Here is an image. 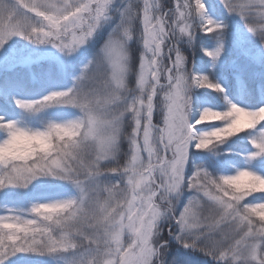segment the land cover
I'll return each mask as SVG.
<instances>
[{
  "label": "snow or ice",
  "instance_id": "obj_1",
  "mask_svg": "<svg viewBox=\"0 0 264 264\" xmlns=\"http://www.w3.org/2000/svg\"><path fill=\"white\" fill-rule=\"evenodd\" d=\"M222 3L264 45V0ZM117 14L72 87L16 100L29 112L67 105L78 116L43 129L0 117V190L39 177L76 189L0 214V264L17 253H67L66 264H206L185 249L219 264H264V175L187 170L193 148H217L258 125L247 158L264 156V105L242 107L225 95L223 111L204 107L192 119L195 89L224 92L186 55L198 31L215 34L216 47L204 49L213 61L225 50L226 25L205 0H0V46L18 36L71 55ZM238 54L247 58L243 48ZM206 121L221 123L198 130Z\"/></svg>",
  "mask_w": 264,
  "mask_h": 264
},
{
  "label": "rangeland",
  "instance_id": "obj_2",
  "mask_svg": "<svg viewBox=\"0 0 264 264\" xmlns=\"http://www.w3.org/2000/svg\"><path fill=\"white\" fill-rule=\"evenodd\" d=\"M163 2V0H162ZM218 5L217 9L224 12L228 22L226 24L224 42L229 50L221 53L216 63L226 64V74L235 81L236 88L243 93L247 82L256 83L261 71L264 69V45L258 43L244 26L243 21L233 14H230L223 6L222 0H214ZM119 4L120 0H114ZM207 5V4H206ZM208 13L213 18L210 6L207 5ZM118 21V14L113 16L103 29L98 31L96 37L85 46L71 55L60 52L51 45H35L32 42L18 36H14L0 46V98L9 107L0 104V117L5 121L14 120L22 127L43 129L50 121H65L79 115V110L67 105H55L45 108L39 112H29L20 108L16 100L40 99L51 91L64 90L72 87L74 77L79 75L83 65L92 58L99 50L101 44L107 38L108 32L112 30ZM131 43V42H130ZM239 48L247 53V58L239 55ZM239 65L240 67H235ZM134 85V82H133ZM130 86H132L130 84ZM195 95V93H194ZM261 105H264V96L261 98ZM242 107L256 108L239 98L232 101ZM260 105V106H261ZM204 107L223 111L226 107L218 108L197 93V100L193 105L192 117L199 118V113ZM219 121H206L196 125L198 130H208L220 126ZM261 125L256 129L241 132L230 137L222 145L211 150H197L193 148L190 156L188 171L196 165L207 167L214 174H233L237 169L247 167L248 169L264 175V156L248 159V154L255 151L251 144L250 137L257 135ZM6 133L0 129V139L5 138ZM239 140V144L232 142ZM76 194V189L67 181L56 177H39L27 188L9 187L0 190V214L8 208L27 209L34 202H46L55 199H64ZM264 196V194H257ZM187 193L181 199V204L186 199ZM251 199V198H250ZM167 229H165V234ZM175 243V242H173ZM178 246V245H177ZM190 257L198 261H206V264H219L210 261L203 253L192 249L183 250ZM70 254L58 256L38 255L31 253H17L8 257L5 264H66Z\"/></svg>",
  "mask_w": 264,
  "mask_h": 264
},
{
  "label": "trees",
  "instance_id": "obj_3",
  "mask_svg": "<svg viewBox=\"0 0 264 264\" xmlns=\"http://www.w3.org/2000/svg\"><path fill=\"white\" fill-rule=\"evenodd\" d=\"M205 3L210 6L212 12L214 11L213 18L215 20H219L225 23L228 22V19L224 12L217 9L218 5L215 4L214 0H205ZM226 29V28H225ZM134 42L130 43L131 44ZM195 47L191 48L185 45L186 55L189 56V67L192 69L195 67L197 72L204 73L209 76V78L215 82H219L224 88L223 93H218L213 89L208 88H198L197 93L201 96H205L211 103H214L215 106L218 107H226V101L224 100V96L227 95L230 100H238L239 98L243 99L244 102L248 104H252L254 106L261 105V97L264 96V69L260 67L258 68L261 72L256 75L258 81L256 83H251L250 81L246 83L244 86L243 93L236 88L235 81L232 80L226 74V64H218L213 61V59L207 56L204 52V49H214L217 44V40L215 39V34L208 33L205 34L202 31L197 32L196 40L194 42ZM225 50H229V46L224 42ZM224 50V51H225ZM223 53V52H222ZM134 86L133 84H131ZM0 104L5 107H9V105L0 98ZM232 142L239 144V140H233ZM122 149L124 151L127 150L126 143L123 144ZM264 164L263 161H259ZM171 251L169 248V252L166 255V260L171 259ZM213 260L211 257H209Z\"/></svg>",
  "mask_w": 264,
  "mask_h": 264
},
{
  "label": "water",
  "instance_id": "obj_4",
  "mask_svg": "<svg viewBox=\"0 0 264 264\" xmlns=\"http://www.w3.org/2000/svg\"><path fill=\"white\" fill-rule=\"evenodd\" d=\"M193 120H196V118H192Z\"/></svg>",
  "mask_w": 264,
  "mask_h": 264
}]
</instances>
